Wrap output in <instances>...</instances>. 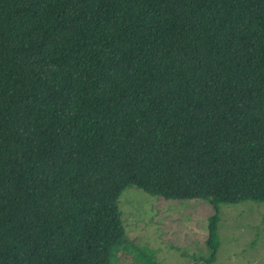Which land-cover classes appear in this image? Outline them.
<instances>
[{
    "label": "trees",
    "instance_id": "obj_1",
    "mask_svg": "<svg viewBox=\"0 0 264 264\" xmlns=\"http://www.w3.org/2000/svg\"><path fill=\"white\" fill-rule=\"evenodd\" d=\"M137 189L264 202V0H0V264H157Z\"/></svg>",
    "mask_w": 264,
    "mask_h": 264
},
{
    "label": "rangeland",
    "instance_id": "obj_2",
    "mask_svg": "<svg viewBox=\"0 0 264 264\" xmlns=\"http://www.w3.org/2000/svg\"><path fill=\"white\" fill-rule=\"evenodd\" d=\"M119 208L126 238L154 251L157 264H204L211 250L205 244L213 209L201 200L175 201L128 189ZM218 247L212 264H264V202L220 205ZM119 264H136L121 254Z\"/></svg>",
    "mask_w": 264,
    "mask_h": 264
}]
</instances>
